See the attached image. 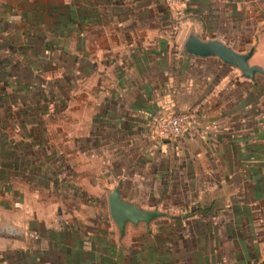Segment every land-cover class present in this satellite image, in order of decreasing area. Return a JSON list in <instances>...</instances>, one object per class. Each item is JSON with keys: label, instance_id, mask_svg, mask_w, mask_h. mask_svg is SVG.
<instances>
[{"label": "crops", "instance_id": "crops-1", "mask_svg": "<svg viewBox=\"0 0 264 264\" xmlns=\"http://www.w3.org/2000/svg\"><path fill=\"white\" fill-rule=\"evenodd\" d=\"M190 32L264 69V0H0V264H264V77ZM115 187L165 216L119 237Z\"/></svg>", "mask_w": 264, "mask_h": 264}, {"label": "water", "instance_id": "water-1", "mask_svg": "<svg viewBox=\"0 0 264 264\" xmlns=\"http://www.w3.org/2000/svg\"><path fill=\"white\" fill-rule=\"evenodd\" d=\"M255 47L251 46L246 52H238L217 39H202L194 32H190L182 46L184 55L201 58L216 57L222 63L239 70L240 74L249 79H254L257 74L264 77V69L256 64H250L249 59ZM107 211L119 237L124 233L125 226L143 224L148 227L153 220L165 215L157 210L145 211L136 207L119 196V189L115 187L106 196Z\"/></svg>", "mask_w": 264, "mask_h": 264}, {"label": "built area", "instance_id": "built-area-1", "mask_svg": "<svg viewBox=\"0 0 264 264\" xmlns=\"http://www.w3.org/2000/svg\"><path fill=\"white\" fill-rule=\"evenodd\" d=\"M171 4H186L189 0H168ZM192 118L184 112L170 113L157 116L152 121L151 137L156 141H170L176 136L192 131Z\"/></svg>", "mask_w": 264, "mask_h": 264}, {"label": "trees", "instance_id": "trees-1", "mask_svg": "<svg viewBox=\"0 0 264 264\" xmlns=\"http://www.w3.org/2000/svg\"><path fill=\"white\" fill-rule=\"evenodd\" d=\"M43 147H39V149H42ZM44 152H47V150H45ZM55 165H57V166H59V170H57V171H55V172H53L52 171V169L50 168V167H47V169L50 171V174L54 177V176H56L57 175V172L59 171H63V169H61V168H63L62 166L64 165V163H61L60 161H56L55 162ZM59 174H61V173H59ZM54 182H55V184H57V180L55 179L54 180Z\"/></svg>", "mask_w": 264, "mask_h": 264}, {"label": "rangeland", "instance_id": "rangeland-1", "mask_svg": "<svg viewBox=\"0 0 264 264\" xmlns=\"http://www.w3.org/2000/svg\"><path fill=\"white\" fill-rule=\"evenodd\" d=\"M175 7V6H174ZM184 8V7H183ZM184 31V30H183ZM186 31V30H185ZM262 58V57H261ZM256 60V57H253L252 58V61H255ZM262 60H264V59H262ZM104 208V207H103Z\"/></svg>", "mask_w": 264, "mask_h": 264}]
</instances>
